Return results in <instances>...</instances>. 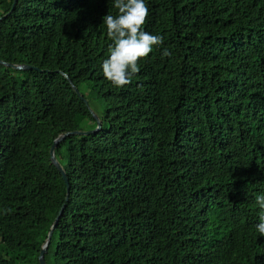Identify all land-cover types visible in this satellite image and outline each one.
<instances>
[{
	"label": "trees",
	"instance_id": "trees-1",
	"mask_svg": "<svg viewBox=\"0 0 264 264\" xmlns=\"http://www.w3.org/2000/svg\"><path fill=\"white\" fill-rule=\"evenodd\" d=\"M14 0H0V16ZM163 37L119 88L114 0H18L0 20V264H264V0H145ZM164 48L170 57H162ZM79 88L84 99L75 91ZM70 135L52 163L50 148Z\"/></svg>",
	"mask_w": 264,
	"mask_h": 264
},
{
	"label": "clouds",
	"instance_id": "clouds-1",
	"mask_svg": "<svg viewBox=\"0 0 264 264\" xmlns=\"http://www.w3.org/2000/svg\"><path fill=\"white\" fill-rule=\"evenodd\" d=\"M114 7L118 9V15L107 14L103 17L112 45L108 57L102 63V70L107 80L123 88L140 71L139 61L146 59L154 46L163 44V37L144 30L149 15L145 0H114ZM170 56V50L164 48L162 57ZM256 202L261 209L260 223L256 228L264 237V195L257 196Z\"/></svg>",
	"mask_w": 264,
	"mask_h": 264
},
{
	"label": "water",
	"instance_id": "water-1",
	"mask_svg": "<svg viewBox=\"0 0 264 264\" xmlns=\"http://www.w3.org/2000/svg\"><path fill=\"white\" fill-rule=\"evenodd\" d=\"M18 3V0H14L13 4H12V7L10 9V11H8L5 15L3 16H0V20H2L4 17L8 16L9 14H11L13 12V10L15 9L16 5ZM0 63L2 64H5L7 67H12V68H15V69H21V70H28V69H39L38 67H35L31 64H26V63H22V64H16V63H10V62H6L4 60H1L0 59ZM64 75L70 80V82L72 83V86L74 87L75 91L82 97V99L85 100V102L87 103L88 101L83 97V95L81 94L79 88L73 83L72 79L69 77V75L67 73H64ZM93 112V116L95 117V119L97 120V126L93 129H90V130H73V131H68V132H64V133H61L59 134L51 148H50V158H51V161L52 163L58 168V170L61 172V174L63 175V178L66 182V186H67V196H66V201L69 200V196H70V188H71V185H70V179L68 177V174L65 170V168L63 167V165L61 164V162L59 161V159L56 157V148L57 146L60 144V142L62 140H64L65 138H67L68 136L70 135H77V134H80V135H89L91 133H96L98 132L101 127H102V121L100 119V117L95 113L94 110H92ZM67 206V202H64V204L62 205L61 209L59 210L49 232H48V236L46 238V240L44 241L42 247H41V251H40V254H39V262L40 264H47V261H46V253L48 251V247H49V244L51 242V239H52V236H53V232H54V229L57 227L64 211H65V208Z\"/></svg>",
	"mask_w": 264,
	"mask_h": 264
},
{
	"label": "rangeland",
	"instance_id": "rangeland-1",
	"mask_svg": "<svg viewBox=\"0 0 264 264\" xmlns=\"http://www.w3.org/2000/svg\"><path fill=\"white\" fill-rule=\"evenodd\" d=\"M92 106H93V110H95V111H97V112H99L100 111V105L99 104H97L96 102H93L92 103ZM97 114V113H96ZM98 115V114H97Z\"/></svg>",
	"mask_w": 264,
	"mask_h": 264
}]
</instances>
